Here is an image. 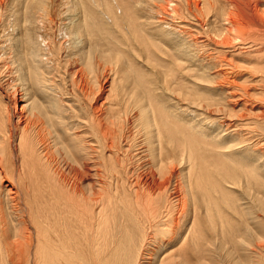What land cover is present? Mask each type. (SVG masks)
<instances>
[{"label":"bare ground","instance_id":"bare-ground-1","mask_svg":"<svg viewBox=\"0 0 264 264\" xmlns=\"http://www.w3.org/2000/svg\"><path fill=\"white\" fill-rule=\"evenodd\" d=\"M0 264H264V0H0Z\"/></svg>","mask_w":264,"mask_h":264}]
</instances>
